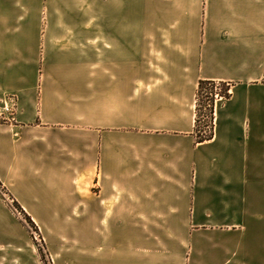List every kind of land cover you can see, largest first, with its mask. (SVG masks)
Segmentation results:
<instances>
[{
	"label": "crops",
	"instance_id": "0c3cea01",
	"mask_svg": "<svg viewBox=\"0 0 264 264\" xmlns=\"http://www.w3.org/2000/svg\"><path fill=\"white\" fill-rule=\"evenodd\" d=\"M201 80L229 97L199 142ZM8 95L0 183L43 230L101 226L105 264H264V0H0Z\"/></svg>",
	"mask_w": 264,
	"mask_h": 264
},
{
	"label": "rangeland",
	"instance_id": "374dc122",
	"mask_svg": "<svg viewBox=\"0 0 264 264\" xmlns=\"http://www.w3.org/2000/svg\"><path fill=\"white\" fill-rule=\"evenodd\" d=\"M215 92H221L219 87L199 96L200 131L207 130L202 115ZM15 202L0 183V264H105V231L101 226L86 231L84 225L90 221L85 219L82 226L73 222L74 228L70 230L67 225L71 219L65 217L67 220L59 225L60 230H43L28 215L31 223Z\"/></svg>",
	"mask_w": 264,
	"mask_h": 264
},
{
	"label": "trees",
	"instance_id": "16d2710c",
	"mask_svg": "<svg viewBox=\"0 0 264 264\" xmlns=\"http://www.w3.org/2000/svg\"><path fill=\"white\" fill-rule=\"evenodd\" d=\"M215 85H217L219 87V90H221V96L223 98H228L229 97V84L225 83V82H217V81H211V80H201L198 83V88H197V93H196V117H195V134L197 136V141L202 142L204 140H207L211 137L212 135V118H213V102L214 99L212 98L208 104H207V112L205 114L202 115L203 117V121H204V125L206 128L209 127V130L207 129L206 133H200L202 131L198 130V122H199V118H198V112H199V107L202 106L201 103H199V96H201L204 92L207 94V91L211 90L212 88L215 87ZM203 108H206L205 106H203ZM204 127V126H203ZM15 206L18 207L19 209H21V207L18 205L17 202H15ZM22 210V209H21ZM27 218L29 219V221L32 223L30 217L28 215H26Z\"/></svg>",
	"mask_w": 264,
	"mask_h": 264
},
{
	"label": "built area",
	"instance_id": "2783aa9c",
	"mask_svg": "<svg viewBox=\"0 0 264 264\" xmlns=\"http://www.w3.org/2000/svg\"><path fill=\"white\" fill-rule=\"evenodd\" d=\"M215 90L218 89V86L215 85ZM223 97L220 93L215 92L214 94V103L216 100H221ZM18 111L17 99L14 95H8L0 98V122H13L15 121L16 114ZM209 130V127L207 128ZM207 130H203L201 133H206Z\"/></svg>",
	"mask_w": 264,
	"mask_h": 264
}]
</instances>
